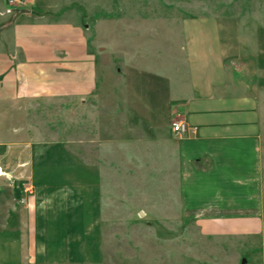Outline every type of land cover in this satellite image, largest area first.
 Masks as SVG:
<instances>
[{
    "label": "rangeland",
    "instance_id": "374dc122",
    "mask_svg": "<svg viewBox=\"0 0 264 264\" xmlns=\"http://www.w3.org/2000/svg\"><path fill=\"white\" fill-rule=\"evenodd\" d=\"M15 9L78 25L98 79L85 109L40 100L47 105L32 110L39 132L31 128V146L56 144L61 155L47 165L56 160L59 172L15 180L2 204L9 198L15 215L30 218L13 226L44 231L37 243L78 264L230 262L237 240L206 237L196 221L177 216L179 164L163 135L176 122L177 91L212 73L215 55L229 69L264 70V0H26ZM42 165L32 158L30 167ZM245 256L235 264H247Z\"/></svg>",
    "mask_w": 264,
    "mask_h": 264
},
{
    "label": "crops",
    "instance_id": "0c3cea01",
    "mask_svg": "<svg viewBox=\"0 0 264 264\" xmlns=\"http://www.w3.org/2000/svg\"><path fill=\"white\" fill-rule=\"evenodd\" d=\"M4 7L0 0V12ZM227 64L222 53L215 55L212 73L176 93L171 117L190 129L183 136L173 128L163 135L173 142L179 164L176 214L196 221L206 237L237 240L225 264L243 253L247 264H264V70ZM97 79L95 55L78 25L42 11L0 15V210L5 196L15 193L16 179L59 172L56 160L47 165L61 155L56 144L31 146V128L39 132L32 110L47 105L40 100L85 109ZM32 158L43 164L40 171L30 167ZM14 207L8 198L6 215L0 213V264H78L76 257H59L62 251L52 243L50 249L37 243L44 231L15 228L14 221L30 217L15 215ZM48 216L54 222L56 215Z\"/></svg>",
    "mask_w": 264,
    "mask_h": 264
},
{
    "label": "built area",
    "instance_id": "2783aa9c",
    "mask_svg": "<svg viewBox=\"0 0 264 264\" xmlns=\"http://www.w3.org/2000/svg\"><path fill=\"white\" fill-rule=\"evenodd\" d=\"M26 5V0H8L6 9L0 13L1 16L13 15L16 7ZM189 127L184 121L174 122L173 131L178 136H183L189 132Z\"/></svg>",
    "mask_w": 264,
    "mask_h": 264
},
{
    "label": "trees",
    "instance_id": "16d2710c",
    "mask_svg": "<svg viewBox=\"0 0 264 264\" xmlns=\"http://www.w3.org/2000/svg\"><path fill=\"white\" fill-rule=\"evenodd\" d=\"M17 196H18V194H17Z\"/></svg>",
    "mask_w": 264,
    "mask_h": 264
}]
</instances>
